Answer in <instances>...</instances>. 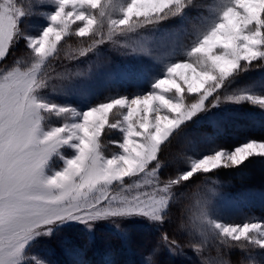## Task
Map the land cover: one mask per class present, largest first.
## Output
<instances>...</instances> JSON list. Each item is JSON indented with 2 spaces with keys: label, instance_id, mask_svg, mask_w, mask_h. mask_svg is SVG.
Here are the masks:
<instances>
[{
  "label": "snow or ice",
  "instance_id": "1",
  "mask_svg": "<svg viewBox=\"0 0 264 264\" xmlns=\"http://www.w3.org/2000/svg\"><path fill=\"white\" fill-rule=\"evenodd\" d=\"M105 44L132 62L98 75L133 91L102 95L90 70L57 71ZM258 71L264 0H0V264H55L53 240L72 264H121L109 247L81 257L105 234L127 245L137 228L159 233L145 264L161 250L191 252L194 264H264V218L226 220L235 201L187 191L200 176L264 163V138L229 148L206 137L203 151L189 141L191 155L162 158L190 125L264 110V79L246 82ZM66 146L75 155L46 175ZM190 195L194 210L183 206Z\"/></svg>",
  "mask_w": 264,
  "mask_h": 264
},
{
  "label": "rangeland",
  "instance_id": "2",
  "mask_svg": "<svg viewBox=\"0 0 264 264\" xmlns=\"http://www.w3.org/2000/svg\"><path fill=\"white\" fill-rule=\"evenodd\" d=\"M38 19H34L32 23H37ZM72 48L78 47V42L73 39L69 41ZM19 55V51L17 53ZM132 62L131 57L122 55L120 52L114 51L110 45L105 44L100 48V55H90L87 58L73 61L64 59L57 62V71H63L66 66L74 70L82 72L91 71L93 75L92 87L93 90L101 92L102 95L115 93L116 91L125 92L133 91L130 85L113 86L108 84L100 77L99 73H108L115 71L118 67H122L126 63ZM264 79V72H255L246 78L247 83L260 82ZM59 99V98H58ZM60 102H63L60 100ZM186 136L177 138L172 143L166 146L162 151V158L166 163L171 164L178 157L184 155H191L189 141L194 142L198 146V150L203 151L206 147V137H212L214 143L222 147H233L247 138H264V110L259 109L257 106L245 105L238 109H231L228 112L221 113L215 124L208 121L198 122L196 125H190L186 130ZM111 138H116L115 136ZM61 155L54 154L49 163L45 166L46 175H52L55 171H59L64 166V159L72 158L75 155L70 147H65L60 150ZM263 165V163H259ZM168 170H165V175H168ZM226 177V179H225ZM228 178V179H227ZM233 179L239 180L238 173L231 170H220L216 174L209 176H200L195 181V184L188 188L190 194L199 192L200 194H208L210 190L219 193L220 196L226 197L236 202L237 207L231 208L223 214V218L232 222L242 223L247 218H264V199H261V194H264V187H238ZM215 182V183H213ZM198 186V188H197ZM243 197H250V199H242ZM196 195H190L189 198L183 201V206L186 208L195 209ZM145 229V228H139ZM176 238L181 243L186 242V237L176 234ZM132 241V240H131ZM130 241V242H131ZM103 242V241H102ZM86 241H80L83 246ZM151 245L145 248L147 251H140L142 246L138 249H132L130 243L124 245V259L126 261L136 259L141 264L145 261L150 253V250L155 246ZM146 246V245H145ZM53 249L51 259L55 264H72L76 259L75 257L68 256L61 249L58 241L53 240L50 243ZM90 246L84 248V256L81 259L91 261L93 250H87ZM144 248V247H143ZM187 252V250H185ZM214 254V253H213ZM233 260H237L238 255H233ZM183 261L184 264H194L195 257L191 252H187L184 257H172L165 251L161 250L160 255L156 258L157 264H174L175 260Z\"/></svg>",
  "mask_w": 264,
  "mask_h": 264
},
{
  "label": "trees",
  "instance_id": "3",
  "mask_svg": "<svg viewBox=\"0 0 264 264\" xmlns=\"http://www.w3.org/2000/svg\"><path fill=\"white\" fill-rule=\"evenodd\" d=\"M260 162L257 161L248 169L244 170V174H238L239 180L233 179V182L237 184L238 187H264V163L263 165L259 164ZM226 179V177H225ZM228 179V178H227ZM171 232V228L166 229ZM103 241V242H102ZM159 241V233H154L150 229H139L137 228L132 234V241L130 242V247L132 249H138V247L142 246L140 251H147L145 248H149V246L157 244ZM146 245V246H145ZM109 247L112 250V258L119 260L121 264H141L136 259L128 260L124 259L123 257L125 249L124 245L121 244L119 240L115 237L110 235H103V237L97 242L95 248L90 246L87 250H93L92 256L90 260H99L101 259V251ZM144 247V248H143ZM86 249V248H85ZM134 249V250H135ZM136 251V250H135Z\"/></svg>",
  "mask_w": 264,
  "mask_h": 264
}]
</instances>
